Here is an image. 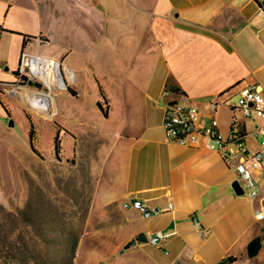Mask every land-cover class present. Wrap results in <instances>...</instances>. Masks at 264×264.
<instances>
[{
    "label": "crops",
    "instance_id": "1",
    "mask_svg": "<svg viewBox=\"0 0 264 264\" xmlns=\"http://www.w3.org/2000/svg\"><path fill=\"white\" fill-rule=\"evenodd\" d=\"M24 51L57 60L74 75L68 91L46 98L48 117L30 114L38 125L35 146L38 128L49 127L91 170L73 264H174L186 252L188 264L230 256L233 264L263 263V195L238 194L233 186L244 182L234 166L206 147L168 142L162 126L165 90L186 94L205 123L211 100L234 101L252 85L264 92V11L256 1L0 0L1 118H9L8 93ZM216 116L229 136L230 107ZM242 122L252 155L264 142L255 134L264 119ZM255 178L264 184V162ZM133 199L173 209L145 218L123 208ZM157 233L159 246L145 240ZM256 238L261 248L250 258Z\"/></svg>",
    "mask_w": 264,
    "mask_h": 264
},
{
    "label": "rangeland",
    "instance_id": "2",
    "mask_svg": "<svg viewBox=\"0 0 264 264\" xmlns=\"http://www.w3.org/2000/svg\"><path fill=\"white\" fill-rule=\"evenodd\" d=\"M35 91L45 92L36 84L11 88L10 117H0V250L7 256L11 247L27 245L35 257L30 264H67L88 213L93 177L87 162H76L69 142H63L56 157L49 127L38 128L39 155L32 151L29 133L32 123L38 125L30 114L44 119L50 109L31 104ZM4 259L0 264H19Z\"/></svg>",
    "mask_w": 264,
    "mask_h": 264
},
{
    "label": "built area",
    "instance_id": "3",
    "mask_svg": "<svg viewBox=\"0 0 264 264\" xmlns=\"http://www.w3.org/2000/svg\"><path fill=\"white\" fill-rule=\"evenodd\" d=\"M254 1L264 11V0ZM69 70L57 60L24 51L15 85L18 88L31 87L29 82L34 81L38 87L45 90V95L50 96L56 91L69 90V85L74 80V75H70ZM163 97L169 98L162 123L167 141L185 147H206L219 153L228 166H234L239 180L244 182L242 186L244 193H247L250 199L261 194L264 198V184H259L255 178L256 170L263 166L264 142L258 152L246 155L245 130L242 122V118L264 119V92L258 86L252 85L243 90L234 101L232 97L222 101L211 100L208 103L211 115L207 123L201 118L199 110L190 103L186 94L165 90ZM221 106H228L232 111L229 136H225L219 129L216 113ZM255 134L264 135V127L257 128ZM233 156L237 157L236 162L233 161ZM123 208L136 210L143 217L151 218L172 210L173 205L170 204L168 208L151 207L143 200L133 199L124 202ZM257 214H264V206ZM194 222L200 228V223L196 220ZM204 233L207 234L206 231ZM162 238L161 233H157L151 235L148 242L159 246ZM190 259L191 254L186 252L176 258L174 264H188Z\"/></svg>",
    "mask_w": 264,
    "mask_h": 264
},
{
    "label": "trees",
    "instance_id": "4",
    "mask_svg": "<svg viewBox=\"0 0 264 264\" xmlns=\"http://www.w3.org/2000/svg\"><path fill=\"white\" fill-rule=\"evenodd\" d=\"M0 103L3 105V102L1 101V98H0ZM99 107L101 108L100 105H99ZM5 109H6V112L8 113V115L10 117V112L8 111L7 108H5ZM104 115L107 116V114L105 112H104ZM31 127L32 128H31V131L29 133L30 134L29 135L30 146H31L32 151L35 154L39 155V152L35 149V145H34L36 133H35V127H34L33 123L31 125ZM54 148H55L56 157L59 159L60 158L61 149H62L61 148L59 132H58V134L56 135V137L54 139ZM77 239L74 242L73 246L71 247V260L67 264H73V257L75 255V247H76ZM260 248H261L260 239L256 238L254 241H252L250 243V245L248 247V257L253 258V257L257 256ZM2 254H3V252H1V250H0V258L4 259V258H7V257H10V258H12L14 260H17L19 262V264H30L31 263L30 261L34 262V258H35L34 254L31 251V249L29 247H27V245H23V246H20L18 248L11 247L10 250L6 251L5 255H7V256H4ZM4 260H6V259H4ZM236 261H237L236 257L230 256V257L222 260L219 264H233ZM6 262L9 263L8 261H6ZM2 263L5 264L4 262H2ZM13 264H14V262H13Z\"/></svg>",
    "mask_w": 264,
    "mask_h": 264
},
{
    "label": "bare ground",
    "instance_id": "5",
    "mask_svg": "<svg viewBox=\"0 0 264 264\" xmlns=\"http://www.w3.org/2000/svg\"><path fill=\"white\" fill-rule=\"evenodd\" d=\"M71 75V74H70ZM33 94V92H31ZM47 97H49L48 95H45L44 93H39V92H34V94L31 96V104L32 105H40V106H44V108H46L49 105V101H47L48 99H46ZM39 107H37L38 111H41V109H38ZM35 109V107H34Z\"/></svg>",
    "mask_w": 264,
    "mask_h": 264
},
{
    "label": "water",
    "instance_id": "6",
    "mask_svg": "<svg viewBox=\"0 0 264 264\" xmlns=\"http://www.w3.org/2000/svg\"><path fill=\"white\" fill-rule=\"evenodd\" d=\"M29 85L33 87V86L35 85V82H34V81H30V82H29ZM233 187H234L235 191H236L238 194H243V193H244V190L242 189V187H241V185H240L239 182H236V183L234 184ZM145 240L148 241L147 238H145ZM133 244H135V242H133Z\"/></svg>",
    "mask_w": 264,
    "mask_h": 264
}]
</instances>
